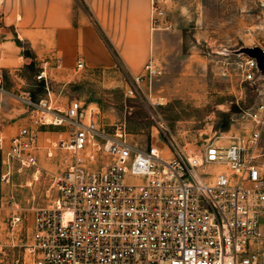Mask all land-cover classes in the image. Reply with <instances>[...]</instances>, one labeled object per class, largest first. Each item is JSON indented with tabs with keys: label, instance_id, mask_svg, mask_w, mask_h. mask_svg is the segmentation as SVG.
<instances>
[{
	"label": "built area",
	"instance_id": "built-area-1",
	"mask_svg": "<svg viewBox=\"0 0 264 264\" xmlns=\"http://www.w3.org/2000/svg\"><path fill=\"white\" fill-rule=\"evenodd\" d=\"M150 1L151 29L170 30L160 1ZM3 26L0 9V35ZM2 52L0 47V153L8 169L3 181L9 183L15 166L36 167V133L45 127L70 128V138L57 146L75 154L72 165L53 178L52 201L36 210L32 241L15 264H261L264 173L258 158L264 104L249 114L253 130L228 144L182 150L171 143L141 151L122 134L108 137L96 122L85 124L81 101L67 106L54 101L46 60L37 80L48 98L36 100L17 75L13 99L29 124L8 136ZM244 60V79L255 83L257 63ZM84 68L78 61L77 70ZM160 75L151 57L135 82ZM87 149L85 159L80 153ZM12 207L14 238L22 215L13 201ZM2 235L0 230V240Z\"/></svg>",
	"mask_w": 264,
	"mask_h": 264
},
{
	"label": "rangeland",
	"instance_id": "rangeland-1",
	"mask_svg": "<svg viewBox=\"0 0 264 264\" xmlns=\"http://www.w3.org/2000/svg\"><path fill=\"white\" fill-rule=\"evenodd\" d=\"M98 1L106 12L116 11V0ZM159 1L172 25L170 30L153 31L150 27L152 58L160 76L138 85L135 77L140 74H128L120 61L113 69L89 71L85 67L78 71L80 60L69 65L62 64L61 58L48 59L53 100L63 106L72 100L81 101L85 124L96 122L108 137L122 134L141 151L152 145L164 149L171 143L182 150L200 149L213 142L225 145L236 135L249 134L254 128L249 114L264 104V80L245 81L242 65L247 57L232 52L242 47L264 50V0ZM76 3L78 9L92 15L88 0ZM98 27L118 58L109 35ZM4 48L7 55L1 66L7 68L5 89L9 98H14L20 83L17 75L23 77L21 83L36 100L48 98L37 80L41 62L36 61V55L22 43ZM13 100L4 113L14 112L15 116L7 121L2 117L8 136L29 124L28 115L21 107L16 108ZM36 134V167L19 171L15 166L6 177L9 183L3 181L8 169L0 153V264H15L25 254L26 245L32 241L36 210L48 207L55 194L53 178L74 162L75 154L57 146L70 138V128L50 126ZM89 153L87 149L80 154L86 159ZM258 162L264 173V131ZM12 201L22 215L14 238L9 234L15 212ZM258 248L264 264V221Z\"/></svg>",
	"mask_w": 264,
	"mask_h": 264
},
{
	"label": "crops",
	"instance_id": "crops-1",
	"mask_svg": "<svg viewBox=\"0 0 264 264\" xmlns=\"http://www.w3.org/2000/svg\"><path fill=\"white\" fill-rule=\"evenodd\" d=\"M88 2L92 15L78 9L76 0H0L4 13L1 61L7 55L6 44L22 43L41 64L53 58L69 65L80 60L87 70L94 71L113 69L120 61L128 74H141L153 54L150 0H116V11L107 12L98 0ZM98 25L109 35L118 58L107 47ZM8 95L2 113L6 121L15 116L14 112L4 113L13 100Z\"/></svg>",
	"mask_w": 264,
	"mask_h": 264
},
{
	"label": "water",
	"instance_id": "water-1",
	"mask_svg": "<svg viewBox=\"0 0 264 264\" xmlns=\"http://www.w3.org/2000/svg\"><path fill=\"white\" fill-rule=\"evenodd\" d=\"M236 56H246L249 59L255 60L257 63L258 75L255 83L264 80V50L260 47H242L237 51L232 52Z\"/></svg>",
	"mask_w": 264,
	"mask_h": 264
}]
</instances>
